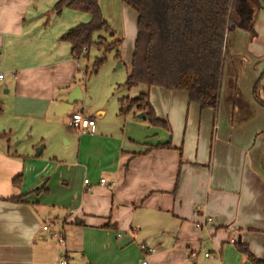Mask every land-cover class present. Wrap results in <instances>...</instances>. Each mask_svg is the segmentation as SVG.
<instances>
[{
    "label": "crops",
    "instance_id": "crops-1",
    "mask_svg": "<svg viewBox=\"0 0 264 264\" xmlns=\"http://www.w3.org/2000/svg\"><path fill=\"white\" fill-rule=\"evenodd\" d=\"M56 1L0 0V117L7 120L0 122V264H59L62 254L67 264H141V245L156 250L149 264H251L231 237L264 264L258 28L256 38L243 30L229 35L235 55L217 109L201 110L186 93L157 87L138 86L121 98L148 92L165 128L92 99L80 60L60 40L91 17L56 14ZM99 4L119 40L135 42L137 14L120 0ZM76 86L82 101L64 114L59 108ZM77 112L96 119L95 133L69 128Z\"/></svg>",
    "mask_w": 264,
    "mask_h": 264
},
{
    "label": "trees",
    "instance_id": "trees-1",
    "mask_svg": "<svg viewBox=\"0 0 264 264\" xmlns=\"http://www.w3.org/2000/svg\"><path fill=\"white\" fill-rule=\"evenodd\" d=\"M120 1L137 14V33L127 80L118 88L131 90L146 86L148 89L157 87L184 92L190 103L201 110L217 109L227 38L237 30L248 32L252 38L257 37L256 10L262 11L257 0ZM65 9L91 17L88 23L70 29L60 38L71 45L74 60L80 59L84 49L86 57L92 47L105 54L115 50L116 58L120 59L121 40L108 43L103 37L95 39L99 33L114 37L103 17L99 0H58L53 12L61 14ZM105 59L97 60L94 72H98ZM259 103L264 107V102ZM119 106V116L137 111L146 115L149 124L168 128L166 122L156 117L148 92L134 99H121ZM236 248L251 264H263L246 245L237 242Z\"/></svg>",
    "mask_w": 264,
    "mask_h": 264
},
{
    "label": "rangeland",
    "instance_id": "rangeland-1",
    "mask_svg": "<svg viewBox=\"0 0 264 264\" xmlns=\"http://www.w3.org/2000/svg\"><path fill=\"white\" fill-rule=\"evenodd\" d=\"M58 1V0H57ZM57 1L54 3V5L57 3ZM54 5L52 8H54ZM86 14V13H83ZM107 18L105 20L108 21V18H110L108 12L106 11V8L104 9L103 13ZM112 15H116V13L113 11L111 13ZM257 14V22L255 27L258 28L259 34L264 37V28L261 25V20L258 19L259 17H262L264 19V13L263 11L256 10ZM109 26H111L109 21L107 22ZM114 33V37H111L108 34L99 33L96 34L95 39H98L99 37H103L107 40L108 43H112L115 39H121L120 33L114 32V29L112 26L110 27ZM123 39V38H122ZM232 37L227 38V46H228V53L225 57V71H224V78L225 75L227 76V72L229 70L230 62H232V58L235 55L231 52L229 48V44L231 43ZM134 41H131L129 44V41L126 39L122 40V46L120 47V59L116 58V51L111 50L109 53H104L102 51H98L96 47H92L86 57H84L85 51H83V54L80 57V70H81V79L82 83L84 84L86 82V85L88 87L89 92L92 94V99H106L108 101V105L115 106L119 103V100L123 97L128 96L129 93L132 92V90L128 91L126 89H117V86L124 85L127 74H128V67H129V56L128 55V48H130V52L132 53ZM128 47V48H127ZM105 59L104 64L100 67L98 72H94V66L99 59ZM107 88V91L105 92V89ZM1 102V100H0ZM118 106V105H117ZM112 108V109H114ZM72 113V112H71ZM70 120V119H69ZM0 122L4 123L7 122L5 117H0ZM69 123V121H68ZM5 128L4 126H1L0 129ZM64 145V143H63Z\"/></svg>",
    "mask_w": 264,
    "mask_h": 264
},
{
    "label": "built area",
    "instance_id": "built-area-1",
    "mask_svg": "<svg viewBox=\"0 0 264 264\" xmlns=\"http://www.w3.org/2000/svg\"><path fill=\"white\" fill-rule=\"evenodd\" d=\"M85 51V49H84ZM0 79H3V75H0ZM69 128L71 130H74L75 132L79 133V134H93L95 133V127H96V119L91 117V116H87L81 112H77V113H73L72 116L70 117L69 120ZM85 185H89V180H85L84 181ZM107 184V181L105 179H101L100 180V185L101 186H105ZM109 188L112 189L114 188L115 184H108ZM207 222H211V219L207 218ZM200 227V226H198ZM45 231H48L49 228L48 226H45L43 228ZM231 234H234L235 231L230 230ZM65 240L63 238L59 239V244L62 245L64 244ZM229 242L231 244H236L237 240L234 237H231ZM141 250L143 252L144 258L141 262V264H149L148 263V257L155 254L156 250L154 248H149L146 245H141ZM209 254H206V257H209ZM59 264H67V260L64 257V254L61 255L60 260H59Z\"/></svg>",
    "mask_w": 264,
    "mask_h": 264
},
{
    "label": "water",
    "instance_id": "water-1",
    "mask_svg": "<svg viewBox=\"0 0 264 264\" xmlns=\"http://www.w3.org/2000/svg\"><path fill=\"white\" fill-rule=\"evenodd\" d=\"M257 2L259 3L262 11L264 12V2L263 0H257ZM82 92H81V88L80 86H76V88L74 89V91L69 95V98L67 100V102L65 104H63L60 108L59 111H63L64 114L69 113L70 111L73 110L74 105L77 102H81L82 101ZM138 119H142V120H146V115L144 113H141L137 116ZM239 242L241 241V239L238 240Z\"/></svg>",
    "mask_w": 264,
    "mask_h": 264
},
{
    "label": "flooded vegetation",
    "instance_id": "flooded-vegetation-1",
    "mask_svg": "<svg viewBox=\"0 0 264 264\" xmlns=\"http://www.w3.org/2000/svg\"><path fill=\"white\" fill-rule=\"evenodd\" d=\"M257 22V21H256Z\"/></svg>",
    "mask_w": 264,
    "mask_h": 264
}]
</instances>
